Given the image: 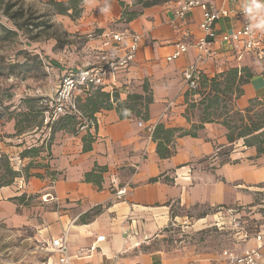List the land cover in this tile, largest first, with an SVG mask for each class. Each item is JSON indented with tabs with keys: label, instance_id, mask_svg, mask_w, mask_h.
<instances>
[{
	"label": "crops",
	"instance_id": "crops-1",
	"mask_svg": "<svg viewBox=\"0 0 264 264\" xmlns=\"http://www.w3.org/2000/svg\"><path fill=\"white\" fill-rule=\"evenodd\" d=\"M132 1L84 0L83 13L78 19L76 29L88 36L91 64L101 44L100 34L126 30L141 38L136 60L107 75V83L101 89L110 94L114 109L96 113L100 119L97 127L79 134L59 131L50 150L44 149L37 157H21V152L27 148L23 141L14 146L11 139L2 137L0 157L9 155L16 170L29 171L30 175L26 177L22 173L12 184L0 187V222L12 227L24 222L34 223L35 218L19 211L25 212L30 208L29 200L37 199L32 210L40 213L44 220L39 224L37 236L47 237V245L53 236L68 231L73 264H231L225 255L227 250L243 254L259 247L264 254V241L255 238L258 231L264 232V212L254 211L264 206V154L258 156L255 149L245 148L239 142L234 149L239 154L235 159L239 161L222 164L219 161L221 152L230 145L225 128L206 123L197 137H178L174 154L160 158L156 142L139 126V121L143 120L146 125L159 122L167 127L190 129L191 122L198 121L195 115H191L189 121L186 111L200 93L189 91L182 77L184 68L196 62L197 50L192 47L187 54L172 61L167 58L176 43H190L202 35V10L193 8L184 18H179L176 11L186 0L179 3L160 1L143 8L137 18L127 21L124 10L133 6ZM245 2L243 0L240 5ZM228 7L238 5L228 4ZM105 8L109 10L103 11ZM56 16L68 23L66 15ZM239 24L226 17L216 22L215 28L218 32H229ZM212 49L216 53L199 64L203 77L212 78L220 73L217 69L230 58L250 60L256 67L243 86L237 107H247L254 98L264 99V60L253 55H236L229 45L218 42ZM58 77L56 75L55 79ZM95 90L80 101L84 102ZM133 94L152 98L147 120L139 119L136 112L120 118L116 110L118 101H126ZM170 103L173 104L167 117L160 121ZM14 126L9 134L15 133ZM88 133L94 142L90 150L84 151L83 140ZM137 164H140L139 170L135 169ZM97 167L107 169L101 184L86 180V174ZM49 172H56V176L51 177ZM124 185L128 186V194L124 199H117L115 191ZM22 195L26 196L23 203L17 199ZM173 204L182 208L208 207L200 219H196L198 226L207 222L221 224L226 215L231 220L248 215L243 220L249 234L243 233L246 236L243 238L236 231L234 246L217 255L143 250L142 246L148 244L146 240L160 236L168 225ZM218 207L233 209L236 213L231 216L224 211L214 213ZM99 236H105V240L97 243L96 251L85 258L76 257L80 249L90 248ZM48 260L53 261L49 255Z\"/></svg>",
	"mask_w": 264,
	"mask_h": 264
},
{
	"label": "rangeland",
	"instance_id": "rangeland-1",
	"mask_svg": "<svg viewBox=\"0 0 264 264\" xmlns=\"http://www.w3.org/2000/svg\"><path fill=\"white\" fill-rule=\"evenodd\" d=\"M46 1L23 0L32 25H28L25 32H19L15 37L7 40L0 39V101L4 102L3 105L0 104L2 116L0 141L4 135L13 132V124L23 118L18 115L19 112L28 111L31 105L41 107L44 110L47 108L46 103L52 94V78H55L56 75L60 76L62 71L83 69L92 63V54H90L87 46V33H81L76 29L79 18L73 20L66 15L68 23L65 24L62 20L57 19L54 7L47 4ZM137 1L139 0H133V6L125 8L124 11L141 12L143 6L136 4ZM160 1L179 3L184 0ZM1 20L7 27L16 28L7 17H2ZM36 24L39 27L36 28ZM33 37L35 38L32 39ZM54 62H57L59 66L55 65ZM245 66H248L252 72L256 67L250 60L238 61L230 58L217 70L221 73L227 72L231 68L241 69ZM202 93L197 99L201 98ZM30 99H34V101H27ZM6 106H10V108H6ZM141 107L142 114L138 116L139 119H143L145 115L144 107ZM194 112L195 117H198V111L195 110ZM9 117L14 118L8 120ZM42 118L43 126L41 129L31 128L32 130L25 133V136L23 134L19 137L9 138L12 140V144L16 146L23 141V145L29 148L37 143L41 146L42 140L44 142L49 141L51 129L45 122V114L38 117L35 125ZM224 150L225 148L221 153ZM238 155V152L233 150L229 157L222 154L219 161L224 159L233 161ZM37 202V199H30L28 204L30 208H27L25 212L22 209L19 211L24 216L35 218L34 223L24 222L12 227L0 222V264H44V261H47L48 254L43 249L46 246L47 237L37 236L39 224L42 225L44 220L42 216H39L40 213L32 210V205ZM207 208H182L173 204L168 225L162 230L160 236L155 235L146 240L148 244H144L142 249L145 251L161 249L170 252L182 250L188 253L217 255L222 250L233 247L236 228L233 223H230L231 218H228V215L222 220L225 225H213L210 222L204 223L202 226L196 225V219H200L199 217L208 210ZM29 210H31L30 213ZM225 210L224 212L228 213L229 216L234 213L228 209ZM254 211L263 213L264 206L258 207ZM213 212L216 213L215 210ZM175 215L181 219H177ZM245 216L248 215H241L240 217L243 220Z\"/></svg>",
	"mask_w": 264,
	"mask_h": 264
},
{
	"label": "trees",
	"instance_id": "trees-1",
	"mask_svg": "<svg viewBox=\"0 0 264 264\" xmlns=\"http://www.w3.org/2000/svg\"><path fill=\"white\" fill-rule=\"evenodd\" d=\"M160 0H139L136 4H142L143 8L156 5ZM47 4L54 7V13L67 15L71 19L80 18L83 13L84 0H47ZM141 12L124 11V18L127 21H132L137 18ZM49 15V14H47ZM2 17H7L15 29L7 27L2 22ZM28 16V9L25 8L23 0H0V39L7 40L15 37L19 32H25L30 23ZM36 28L39 27L37 24ZM33 37L32 39H34ZM55 65L59 66L57 62ZM253 76L250 68H231L227 72H221L214 77L202 78V96L197 100H193L186 111V118L191 121V115H195V110L198 111V121L191 122L190 129L181 127H167L164 123H158L152 135V139L156 142V151L160 158H167L174 154L175 143L178 137L190 135L197 137L199 132L204 129L206 123L220 124L225 128V137L230 144L225 148L222 154L229 157L231 152L235 149L234 146L242 142L245 148L255 149L258 156L264 154V99L254 98L249 101L247 107L240 109L237 107V100L243 95V86L248 83ZM27 101H34L30 99ZM152 103V98L145 97L142 94H133L128 97L126 101H118L116 110L120 118H126L129 114L136 112L139 116L142 114V107L145 109L144 119H148L147 109ZM3 105L4 102L0 101ZM79 107L88 118L93 120L95 114L102 110L114 109V104L110 101V94L102 91L101 88L96 89L89 95L84 102L79 101ZM10 108V106H6ZM47 109V108H46ZM44 109L31 105L28 111L19 112L18 115L23 118L16 121L14 134H7L4 137L12 138L21 136L33 128L41 129L43 126L42 120L35 125L38 117L43 114ZM14 117H9L11 120ZM2 116L0 114V120ZM81 121L72 115L61 116L54 120L53 123L47 124L51 129L49 141H45L41 146H32L26 148L21 152V157H37L46 149L50 150L54 136L59 131H68L76 133ZM34 126V127H33ZM97 127V125L95 126ZM32 128V129H31ZM89 132V130H88ZM84 151L92 148L94 138L91 134L84 136ZM20 146L22 144H19ZM235 160L233 163L238 162ZM222 164L230 163L229 159L221 161ZM107 169L104 167H97L93 171L86 174L87 181H93L101 184L103 174ZM24 170H16L11 163L9 155L2 154L0 157V187L12 184L17 177L22 176ZM29 177V171L25 173ZM51 177L56 176V172L48 173ZM21 203L26 199L25 195L17 198Z\"/></svg>",
	"mask_w": 264,
	"mask_h": 264
},
{
	"label": "built area",
	"instance_id": "built-area-1",
	"mask_svg": "<svg viewBox=\"0 0 264 264\" xmlns=\"http://www.w3.org/2000/svg\"><path fill=\"white\" fill-rule=\"evenodd\" d=\"M242 1L186 0L176 11L179 18H184L188 11L199 7L203 15L200 23L202 35L190 43H176L173 53L167 58L168 61H172L187 54L192 47L197 50L196 62L185 67L182 72L185 86L192 93L198 94L203 90V72L199 64L216 53L212 49L215 42L223 46L229 45L231 51L236 55H253L259 60H264V32L254 30L250 33L247 30L249 21L243 11V6L240 5ZM228 4H236L238 7H228ZM226 17H231L233 20L239 21L240 24L235 25L232 31L218 32L215 28L216 22ZM98 37L101 38V44L97 49L93 64L83 69L65 71L64 74L58 77V80L51 79L52 95L46 103L47 109L43 112L46 123L53 122L61 116H76L81 121L76 131L79 134L95 128L100 122L98 114L95 115L93 120H88L79 107V101L84 95L91 93L93 90L103 88L107 83V75L111 70L128 67L136 60L141 38L140 35L126 30H109ZM172 104L170 103L167 106L160 121L167 117ZM158 123L146 125L141 120L139 126L145 128L152 136ZM139 168L140 164L135 165L136 170H139ZM53 182L56 181L53 180ZM127 194V185L121 186L115 191V197L120 200L124 199ZM215 211L223 212L226 210L223 207H218ZM229 211L234 212L233 214L236 213L233 209H229ZM230 223L234 224L239 234L243 235L244 233L246 236L249 234L241 217H234ZM221 224L225 225V222L222 221ZM245 235H243V238H246ZM255 238L259 242L264 241V232L258 231ZM103 240H105V236H99L90 248L80 249L76 257L85 258L90 256L96 251L97 243ZM43 249L53 259L51 263L48 260L44 264H73L68 231H65L62 235L53 236ZM225 255L231 264H264V254L259 247L252 248L243 254L227 250Z\"/></svg>",
	"mask_w": 264,
	"mask_h": 264
},
{
	"label": "clouds",
	"instance_id": "clouds-1",
	"mask_svg": "<svg viewBox=\"0 0 264 264\" xmlns=\"http://www.w3.org/2000/svg\"><path fill=\"white\" fill-rule=\"evenodd\" d=\"M108 8L103 11H108ZM243 11L249 21L248 31L254 30L264 32V0H246L243 4Z\"/></svg>",
	"mask_w": 264,
	"mask_h": 264
}]
</instances>
